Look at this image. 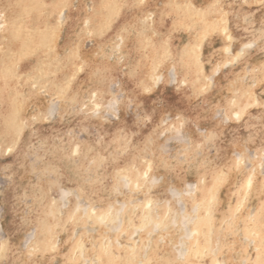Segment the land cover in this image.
<instances>
[{
    "label": "rangeland",
    "instance_id": "obj_1",
    "mask_svg": "<svg viewBox=\"0 0 264 264\" xmlns=\"http://www.w3.org/2000/svg\"><path fill=\"white\" fill-rule=\"evenodd\" d=\"M210 2L221 27L207 24L200 37L190 16L166 10L167 0L143 1L139 11L136 0H68L49 28L33 29L46 55L68 53L78 68L51 73L32 91L14 74L3 80L21 92V109L0 105V264H264V0ZM130 6L139 17L160 10L159 47L179 37L163 57L142 49L152 60L137 63L135 79L118 40L130 29L120 22ZM69 12L78 17L71 45ZM195 44V59L181 57ZM138 167L150 178L130 179ZM188 183L204 203L188 195ZM148 197L153 206L141 205ZM162 197L161 212L147 217ZM212 198L219 207L209 218ZM199 222L193 243L186 233Z\"/></svg>",
    "mask_w": 264,
    "mask_h": 264
},
{
    "label": "bare ground",
    "instance_id": "obj_2",
    "mask_svg": "<svg viewBox=\"0 0 264 264\" xmlns=\"http://www.w3.org/2000/svg\"><path fill=\"white\" fill-rule=\"evenodd\" d=\"M67 1L68 0H43V3H38V2H36V0H0V16H2V19H3L1 22V26H0V70L2 72L0 74V105L3 104V106L4 105L10 106V107H12V111L14 110L15 112H19L21 109V106L19 104L20 101H17V99H19L21 92H18L17 89H13V82H11L9 84L10 85L9 89H7L5 86L6 84L3 81L10 74H14L18 78L19 81H23L25 83L24 86L26 87V91L27 90L32 91L33 90L32 86L37 87L38 85H40L39 84V83H41L40 81H42L45 78L46 79L49 78L51 73H55V74L62 73L63 74V72H67V74H69V73L74 72L76 70V68H78L77 60H76L77 57L69 56L68 53H61V51L59 49H58L59 51L57 53L55 51H50L48 53V55H46L44 50H42V49H44V47H43L44 41H38V38H36V36L33 32V29H39L40 26H43V29H44V26L49 28V26L52 24V18L54 16V13L58 10L59 7L66 5ZM129 1H132V0H128V2ZM137 1H138V3H137ZM143 1H146V0H136L137 4L136 5L133 4L131 6L133 7V9L135 8V10L139 11L140 9H139L138 5L143 4ZM39 2H40V0H39ZM191 2H192V0H188L187 2H183L181 0H167L166 10L170 11V10L175 9L174 11H176V14H178V15H184L185 14L184 16H190L192 18L191 21L194 24L199 25V27H200L199 31L197 28L196 33H194V37L195 36L200 37V35H203L202 31H206V29H207L206 27L208 26L207 24H210V25L212 24V25H215L219 28L221 27V20L219 18L212 17L213 8L210 6L211 5L210 0H201V1H197L196 4L193 3L192 5H190L189 3H191ZM131 6L128 7L129 8L128 9L129 14L125 13L123 15L121 21H120V22L124 23L122 26H129L130 29L128 30L127 34L122 35V37L120 36L121 38H119L118 40L120 41L119 42L120 50L122 49L123 53L125 52V54L127 53L129 55L128 64L132 65L131 67L129 66L132 69H130L128 71H129V75L133 79H135L136 76L139 77V74H141L140 72H138L139 69L137 70V66H136L137 63L141 62L145 65L146 62L149 61V59L152 60L151 55L149 53H148V55H149L148 60H146L147 58L145 59L144 57H141L142 49L144 51L145 50L152 51L157 56L156 58H159V57H163L164 50L166 49V47L165 46L159 47L158 43H157V41H159L158 37L163 36V34L161 33V32H163V29H162L161 22L159 20V15H160L159 11L160 10L153 8V10L152 9L149 10V13H150L149 17L148 16L143 17V15L141 17H139L135 14H132V15L130 14ZM133 9H132V12H133ZM143 18H145L144 20L146 23L147 22H149V23H148L147 27L144 26L140 29L139 28L140 26L138 25V21L140 19H143ZM211 18H213V20ZM64 23L67 26V28L72 30V31L67 32L66 41H65V43L67 45H71L73 43V41H70V39L72 38L74 32L77 31V29H78V17H77V15L69 12L66 19L64 20ZM85 24L89 25V21L87 20ZM141 24H145V23L143 21H141ZM144 28L147 30L144 32L143 38H141L140 33H142L141 31ZM51 29H52V27H51ZM44 32L45 31H43V33ZM71 32H73V33L71 34ZM43 33H40V35ZM119 33H121V31ZM228 36H230V35H228ZM48 37H49V35H48ZM125 37H126V39H125ZM42 38H43V35H42L40 40H44ZM176 38H179V37L176 35L175 36L174 35H168L166 37L165 45L168 47V49H166V51H169V50L172 51L174 44L172 45V47H171V44L175 41ZM226 39H227V37H226ZM199 45H201V44L199 43ZM194 46H197V45L195 44V45H192L191 47H190V45L186 46L185 51H183V52H185V54H183L181 57L190 55L191 58L195 59L196 58L195 57L196 52L193 48ZM40 52H44V54L40 53ZM239 52H241V51H239ZM199 54H200V52H199ZM148 63H151V62H148ZM60 65H61V68L59 69ZM152 68L153 67H151V65H149L147 67L146 78L149 77ZM63 69H65V70H63ZM82 72L83 71L80 68L78 73H82ZM151 76L152 75H150V77ZM1 80H2V82H1ZM51 80H52V78H51ZM33 81H35V82H33ZM32 82H33V84H32ZM23 93H25V92H23ZM10 94H12L14 97L12 100L11 99L9 100L7 98ZM14 100H16V101H14ZM10 101H12L11 104H10ZM96 111H97V109H96ZM6 113L4 112V110H2L0 112V121H2V119L5 120L7 118ZM9 113H11V112H9ZM9 115H11V114H9ZM4 120H3V124L6 123ZM235 155L237 156L236 158H238L240 156L239 154L238 155L235 154ZM143 169L144 168H142V167H138L137 169H135L134 173L132 172L130 179L135 180V178H138V180L139 179L146 180L147 178H150V174L146 173L145 170H143ZM115 173H117V169L113 170V174H115ZM244 180H246L245 181L246 185H248V184L250 185V183L253 182V178L251 177V174ZM122 181H124V180H122ZM123 184H125V182H123ZM133 185L135 186L136 184H133ZM188 185H189V183H188ZM240 185H243V184H238V186H239L238 191L236 190L237 194H239L241 191ZM189 186L192 190L189 191L188 195H192L191 197H194V200L199 201L198 203H202L203 201H205V199L201 198V196H203L205 194V193H203V190L199 189V192L197 193L198 185H197V187H196V184L195 185L190 184ZM190 188H188V190ZM247 188H249V187H247ZM188 190H187V192H188ZM206 191L207 190L204 189V192H206ZM246 197H248V195ZM242 199H240V200H242ZM97 201H99V200H97ZM210 202H211V204H210ZM237 202H239V201H237ZM143 204L152 205V201L149 200V197H148V200L145 201L144 203H142L141 205H143ZM163 204H164V197L160 198V201L158 203V207L156 209L151 207L152 212L150 214H147L146 216L149 217L152 214L161 212ZM208 204L210 205V209L208 211L206 210V212H208L207 214L209 216V215H211V213L214 211L215 208L219 207V205L216 204L215 198H212V200L208 199ZM238 204L240 205V203H238ZM48 206H50V205H48ZM197 206H198V204H197ZM197 206L195 205L194 207L196 208ZM145 208H146V206H145ZM195 208H193V209L195 210ZM95 209H97V208L95 207L94 210ZM98 209H100V207ZM109 209H110V207L107 210H109ZM193 209H192V211H194ZM134 210H135V208L130 210V212L127 213L128 220H130V221H134V219H135V217H134L135 211ZM83 212H85V210ZM147 213H149V212H147ZM194 214H196V211ZM87 217H88V215L85 216V219H87ZM92 218L94 220V217H92ZM105 218H106V216H105ZM191 218H189V219L191 220ZM205 218H206V216H205ZM209 218H210V216H209ZM182 219H184L183 223H186L185 222L186 218H183V215H182L180 220H182ZM194 219L201 221V218H199V216H195ZM124 220H125V218L121 221L118 219L117 221L120 222V225L121 224L123 225ZM172 221L175 222V220H172ZM255 222H256V224L257 223L259 224V220H257V221L255 220ZM153 223L154 222H152V224ZM201 224L202 223L199 222L198 226H195L194 229H192V231H190V232L188 231L186 233V235H188V237L186 235H184V237H187V238L190 237L192 239L193 238L195 239L196 236H199V234L202 231H204L203 226ZM117 225H116V227H118V229L117 228H115V229L119 230L121 228V226L119 227V224H117ZM184 225L186 227V224H184ZM184 225H183V227H184ZM153 228H155V227H153ZM156 229H154V230H156ZM260 230H263V228L261 227ZM209 232L210 231H208V233ZM148 234L149 233H147V235ZM150 234H152V233L150 232ZM31 237H33V235ZM31 237L30 238L28 237V238L31 239ZM28 238H27V240H28ZM147 240H149V239H147ZM195 241H196V239L194 240L193 243H195ZM179 242H180V240H179ZM180 246H181V244H180ZM259 247L262 249L264 248V239L261 240V245L258 246V249H259ZM189 249H190V247H189ZM204 249L205 248H203V250ZM213 249H216V248H213ZM73 250H75V249L70 248V251L68 252V254L67 255L65 254V257L67 256L66 259H68L70 257V254L72 253ZM38 251L39 250H37L35 253L37 254ZM185 251H186V249H185ZM207 251H209V250H207ZM211 251H210V253H211ZM200 252H201V249H199V250L194 249V251L193 250L191 251L192 254H198ZM101 253L102 252L100 250L96 251V254L98 255V257L102 256ZM202 255H203V253H202ZM198 257H200V255ZM68 261H69V259H68ZM139 263H141V262H139ZM26 264H29V263H26ZM100 264H106V263L101 259ZM113 264H118L117 260H114ZM207 264H211V263L208 262Z\"/></svg>",
    "mask_w": 264,
    "mask_h": 264
},
{
    "label": "snow or ice",
    "instance_id": "obj_3",
    "mask_svg": "<svg viewBox=\"0 0 264 264\" xmlns=\"http://www.w3.org/2000/svg\"><path fill=\"white\" fill-rule=\"evenodd\" d=\"M229 39H230V37H229ZM236 118L239 119V114H237ZM77 210H79V209H77ZM110 211H111V210L109 209V212H110ZM101 220H103V217H101ZM160 226H161L160 224H156V225H155V227H157V228H159ZM141 264H144V262L141 261Z\"/></svg>",
    "mask_w": 264,
    "mask_h": 264
}]
</instances>
